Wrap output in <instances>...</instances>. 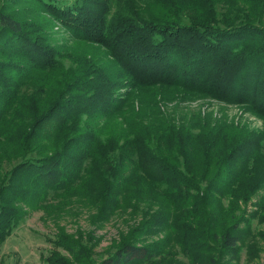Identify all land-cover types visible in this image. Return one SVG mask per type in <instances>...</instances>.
<instances>
[{
  "label": "trees",
  "instance_id": "trees-1",
  "mask_svg": "<svg viewBox=\"0 0 264 264\" xmlns=\"http://www.w3.org/2000/svg\"><path fill=\"white\" fill-rule=\"evenodd\" d=\"M194 98L263 125L174 119L159 105ZM263 141L264 0L0 5V243L53 193L96 207L93 223L123 202L147 206L100 260L86 232L59 227L46 264H237L243 247L256 257Z\"/></svg>",
  "mask_w": 264,
  "mask_h": 264
},
{
  "label": "rangeland",
  "instance_id": "rangeland-1",
  "mask_svg": "<svg viewBox=\"0 0 264 264\" xmlns=\"http://www.w3.org/2000/svg\"><path fill=\"white\" fill-rule=\"evenodd\" d=\"M2 2L4 0H0V5ZM11 3L16 7L21 6V4ZM63 34V31L57 32V38L61 39ZM159 105L164 115H172L174 119H179L180 116L189 117L200 111L202 115L210 112L215 118L239 121L252 128L263 125L260 119L243 107L210 98H194L186 101H173V103H160ZM7 168H9L8 165L4 167V169ZM76 198L78 197L74 195L64 196L50 193L44 208L34 210L28 208L22 222L0 243V264H46L43 258L54 247L52 240L59 227H63L69 233L86 232L85 236L89 237L91 241L89 243L93 246L92 256L94 260H100L109 251H112L110 247L118 240L120 233L125 232L129 226L141 218L142 210L147 206L146 203L139 202L134 208L123 202L122 206L118 207L107 220L100 219L97 223H93L92 213L95 212L96 207L84 205ZM131 200L132 203L135 202L134 198ZM259 227L257 220L252 219L251 230L245 233V245L254 238ZM254 240L260 246L258 255L249 258L247 248L243 247L237 264H264V241L257 236ZM178 258L185 260L181 253H178Z\"/></svg>",
  "mask_w": 264,
  "mask_h": 264
}]
</instances>
